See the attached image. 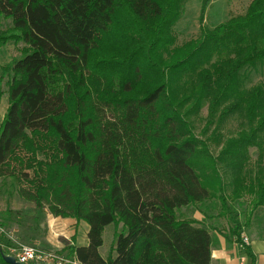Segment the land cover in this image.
<instances>
[{"label": "trees", "instance_id": "1", "mask_svg": "<svg viewBox=\"0 0 264 264\" xmlns=\"http://www.w3.org/2000/svg\"><path fill=\"white\" fill-rule=\"evenodd\" d=\"M184 2L0 0V47L25 45L0 76V189L36 214L87 225V245L68 249L79 264H210L208 232L176 211L219 201L210 208L232 219L238 240L235 208H264V83L238 88L241 71L264 64V0L177 47ZM205 106L206 125L246 122L215 158L193 133ZM109 225L121 231L104 259ZM10 240L0 231V264Z\"/></svg>", "mask_w": 264, "mask_h": 264}, {"label": "rangeland", "instance_id": "2", "mask_svg": "<svg viewBox=\"0 0 264 264\" xmlns=\"http://www.w3.org/2000/svg\"><path fill=\"white\" fill-rule=\"evenodd\" d=\"M203 0H185L180 11L178 21L172 27V34L176 39L175 46L179 47L183 44L196 40L200 35V29L205 28L212 30L213 28L226 23L230 18L243 15L251 0H210L206 4L205 12L201 17ZM9 22L0 20V29L8 27ZM25 45L22 42L9 43L0 47V76L2 69L8 66L12 60H17L22 57ZM225 58V55L222 57ZM214 60V59H213ZM212 60V61H213ZM264 83V64L256 69H245L241 71L238 79L239 90H250L253 87ZM7 108V89L3 87V95L0 98V125ZM193 133L198 140H203L207 144L208 151L212 157H217L221 151L226 140L235 138L241 127L245 128L246 122L238 116L233 114L225 119L218 120L217 116L210 125H206L209 121L206 106L192 118ZM208 126V127H207ZM204 128H207L203 133ZM214 136H218V139ZM247 163L249 169H255L254 165L258 158V152L255 148H250L247 151ZM218 170L221 176L228 179V174H222L224 166L218 165ZM9 188L6 190L8 191ZM2 192L0 189V216L5 210L12 212L11 220L5 227H0L5 238H8L9 245L5 249H16L18 246H28L43 251L54 253L58 258L71 260L69 254V247L75 244V236H71L76 232L78 234V242H81L80 236L83 233L84 223L78 227L76 221H69L67 219L55 218L49 215L46 211L36 214L35 207L20 197L14 191L10 194ZM229 194V190L228 193ZM247 203L250 198H244ZM251 201V200H250ZM256 201V200H254ZM219 203V201H217ZM217 202H207L202 204L190 205L176 211L178 219L193 220L198 226L202 225L211 235V247L219 250L220 240L217 237L225 238L226 242H235V237L232 236L231 230L233 224L228 222L227 217L222 218L217 215L219 207ZM253 203V200L251 201ZM254 204V203H253ZM249 206L246 213V221H250V226H253L256 221L252 220L258 214L257 210L261 207ZM218 205L217 209L213 210L210 206ZM236 214H239L243 209L235 208ZM202 213V217L198 214V220L192 218L193 214ZM240 216V215H239ZM238 216L237 221L241 224V219ZM229 218V217H228ZM73 223L74 225H67ZM79 223V222H78ZM249 228V227H248ZM242 229L248 237L246 229ZM121 231V226L118 225L107 226L102 234V247L99 249V254L106 259L109 255L112 245L114 244V234ZM10 252V251H9Z\"/></svg>", "mask_w": 264, "mask_h": 264}, {"label": "crops", "instance_id": "3", "mask_svg": "<svg viewBox=\"0 0 264 264\" xmlns=\"http://www.w3.org/2000/svg\"><path fill=\"white\" fill-rule=\"evenodd\" d=\"M242 202L244 204L247 203V201L245 199ZM248 209H249V206L245 205V207H243V213L241 211L239 214H236V217L238 218V216L240 215L239 217L242 218L241 219L242 229L249 227L248 229H246L248 232V238L250 241L249 251H250L254 261H256L258 264H264V208L261 207L260 210H257L258 214L255 215L256 217L252 218V220L256 221V223L253 226H250V224H249L250 219L248 221H246V217H247L246 213H247ZM198 214L201 217L203 216L202 213H198ZM198 214L197 213L193 214L192 218H194L195 220H198L199 219L197 216ZM221 217L222 218L227 217L228 222L230 224H232V219L228 218V216L222 215ZM237 218H236V221H237ZM67 220L72 221L71 219H67ZM82 223L79 222V223H74V224H78V227H81ZM74 224L73 223H70V224L67 223V225H69V226L74 225ZM199 227L205 229L202 225L201 226L199 225ZM84 228L85 229L83 230V233L80 236L81 242H78V234L79 233H77V235H76V232H74V234L71 235L73 237L75 236V239H76L75 244L72 246L85 247L87 245V239H86V234L88 231L87 225L84 224ZM208 234H209V232H208ZM209 236L211 237L210 234H209ZM217 238H219V240L221 242L220 249L216 250V249L211 247L210 264H237V253H236V250H235L234 245L232 243L233 241L231 242V240H229L230 243H228L225 241L226 240L225 238H220V237H217Z\"/></svg>", "mask_w": 264, "mask_h": 264}, {"label": "built area", "instance_id": "4", "mask_svg": "<svg viewBox=\"0 0 264 264\" xmlns=\"http://www.w3.org/2000/svg\"><path fill=\"white\" fill-rule=\"evenodd\" d=\"M233 245L237 253V264H258L247 256L246 251L250 247V241L244 232L239 234L238 240H235ZM10 254L21 264H79L74 259H61L54 253L28 246H18L16 249L10 250Z\"/></svg>", "mask_w": 264, "mask_h": 264}, {"label": "water", "instance_id": "5", "mask_svg": "<svg viewBox=\"0 0 264 264\" xmlns=\"http://www.w3.org/2000/svg\"><path fill=\"white\" fill-rule=\"evenodd\" d=\"M2 260L5 264H21L18 263L12 256L10 255H2Z\"/></svg>", "mask_w": 264, "mask_h": 264}]
</instances>
